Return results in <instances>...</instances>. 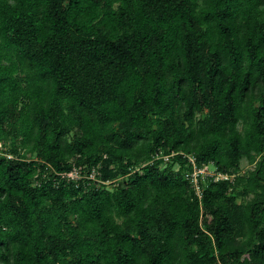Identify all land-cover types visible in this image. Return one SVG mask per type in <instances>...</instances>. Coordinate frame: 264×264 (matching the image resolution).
I'll list each match as a JSON object with an SVG mask.
<instances>
[{
	"label": "trees",
	"instance_id": "trees-1",
	"mask_svg": "<svg viewBox=\"0 0 264 264\" xmlns=\"http://www.w3.org/2000/svg\"><path fill=\"white\" fill-rule=\"evenodd\" d=\"M0 145V264H264V0H0Z\"/></svg>",
	"mask_w": 264,
	"mask_h": 264
},
{
	"label": "built area",
	"instance_id": "built-area-1",
	"mask_svg": "<svg viewBox=\"0 0 264 264\" xmlns=\"http://www.w3.org/2000/svg\"><path fill=\"white\" fill-rule=\"evenodd\" d=\"M3 152V147L0 145V153ZM6 157L11 158V156L6 155ZM170 156H159L156 155L153 160H158L159 158H163L164 161H167ZM188 160V164L190 165V169L187 170L184 174L185 179L189 182L191 188L193 189L194 193L198 196L201 197V182H206V181H212V182H218V181H228L230 183H233L234 181V175H228V174H223L221 172H218L215 167H213L210 164H202L199 166L196 163L195 158L190 155L186 156ZM61 178L66 179L67 181H79L81 178H87L92 182H97L101 184H111L110 182H103L98 179V172L97 169H92V171L87 174V176H82L81 174V168L78 167H72L71 170L59 173L58 174Z\"/></svg>",
	"mask_w": 264,
	"mask_h": 264
},
{
	"label": "rangeland",
	"instance_id": "rangeland-1",
	"mask_svg": "<svg viewBox=\"0 0 264 264\" xmlns=\"http://www.w3.org/2000/svg\"><path fill=\"white\" fill-rule=\"evenodd\" d=\"M8 149V148H6ZM241 168L243 171H248L249 169H251V165H249L245 160L242 161L241 163ZM241 201V199H238V202Z\"/></svg>",
	"mask_w": 264,
	"mask_h": 264
}]
</instances>
